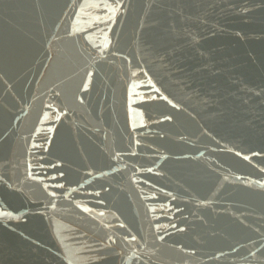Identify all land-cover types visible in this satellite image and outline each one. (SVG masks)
Instances as JSON below:
<instances>
[{
	"label": "water",
	"instance_id": "1",
	"mask_svg": "<svg viewBox=\"0 0 264 264\" xmlns=\"http://www.w3.org/2000/svg\"><path fill=\"white\" fill-rule=\"evenodd\" d=\"M0 264H264V0H0Z\"/></svg>",
	"mask_w": 264,
	"mask_h": 264
},
{
	"label": "snow or ice",
	"instance_id": "2",
	"mask_svg": "<svg viewBox=\"0 0 264 264\" xmlns=\"http://www.w3.org/2000/svg\"><path fill=\"white\" fill-rule=\"evenodd\" d=\"M99 6V5H98ZM133 239H135V237H133Z\"/></svg>",
	"mask_w": 264,
	"mask_h": 264
}]
</instances>
